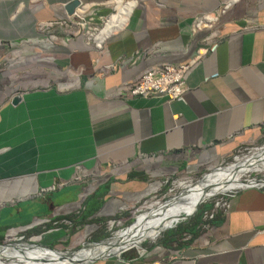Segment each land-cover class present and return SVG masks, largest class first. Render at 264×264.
Listing matches in <instances>:
<instances>
[{
  "label": "crops",
  "instance_id": "1",
  "mask_svg": "<svg viewBox=\"0 0 264 264\" xmlns=\"http://www.w3.org/2000/svg\"><path fill=\"white\" fill-rule=\"evenodd\" d=\"M69 1L0 0V244L43 231L71 250L105 239L109 220L167 179L264 137V0H240L197 32L195 19L226 0H137L101 48L42 32L40 23L69 17ZM81 1L80 17L90 2L112 5ZM215 42L182 100L130 94L144 71ZM263 184L235 192L195 241L98 264H264Z\"/></svg>",
  "mask_w": 264,
  "mask_h": 264
},
{
  "label": "bare ground",
  "instance_id": "2",
  "mask_svg": "<svg viewBox=\"0 0 264 264\" xmlns=\"http://www.w3.org/2000/svg\"><path fill=\"white\" fill-rule=\"evenodd\" d=\"M112 5L116 12L109 19H107L103 27L100 29L98 28L97 34L93 36L98 45H102L110 35L126 25V23L131 19L135 8L138 6V1L114 0ZM84 11L81 10L82 13H84ZM91 34L90 37L92 36ZM263 167L264 146L255 148L247 156L245 155L242 158L238 157L236 162L227 167H216L212 172L207 173L198 182L179 180L177 182V187L182 189L179 195H176L173 198L171 197L169 200L164 202H157L154 209L143 212L129 229L116 231L110 240V244L107 243L102 246H94L90 250L85 251L83 257L78 254L75 257L67 258V256L61 251L40 246L32 248L28 245H24L22 247L7 245L0 248V264H79L77 261L78 259L83 260L84 258L85 260L93 258V256L103 255L109 252L119 253L122 249L128 247L140 248L142 240L145 238H155L157 233L162 228L168 225H174L176 220L182 216V213L185 210L200 203L201 198H208V194L210 192L207 187L212 188V186H214L215 188H218L217 192L220 193L222 190H226L223 182L220 181L221 179L224 181H233L235 180V177H237L241 180V178L245 177L249 172ZM237 168L238 170L234 173L231 171ZM226 171L229 172L226 173ZM248 183L257 184L255 179H248L244 182L241 180L238 184V188H245L244 186ZM139 218L141 221L137 224ZM122 244L123 246H121ZM13 256L20 257L23 260L11 259L8 261L6 259L7 257Z\"/></svg>",
  "mask_w": 264,
  "mask_h": 264
},
{
  "label": "rangeland",
  "instance_id": "3",
  "mask_svg": "<svg viewBox=\"0 0 264 264\" xmlns=\"http://www.w3.org/2000/svg\"><path fill=\"white\" fill-rule=\"evenodd\" d=\"M109 1H111V0H106L103 3L107 4V2H109ZM112 2H113V0H112ZM93 5H94V2H90L89 6L87 7V9H85V11L83 13L84 14L83 18L91 13L90 16L87 17L86 21H84V22H86L84 29L87 31V35H88L87 39L93 38V36L96 35L98 32V28L100 29L101 27H103V25L106 23L107 19H109L116 12L115 8L112 5L105 7L104 9L100 8L101 10H93ZM82 10H84V9H82ZM78 20H79L78 17H73L72 21L68 22V25L61 26L59 24L60 26H58V24H56L53 27L45 28L44 31L42 30V32L45 33L49 37L48 39L52 38V37H50L52 34L57 35V33H58L62 36L65 35L68 38L75 37V39L81 38V39L85 40L86 35H85V30H83V29H82V32L77 36H75L74 34H69V32H68V30L73 31L77 27L76 22ZM92 29L95 31L92 32ZM58 30H61V31L58 32ZM90 34L92 35L91 37H90ZM262 146H264V137L262 138V140L259 141V143L252 144L251 146H247L245 148L240 149L239 151H237V153H235L230 158L224 159L222 161L210 160V161L206 162L205 165L200 167L198 170L193 171L192 173H185L184 175H181V176L179 175L175 178L172 177L170 179H167L166 183L163 184V186L160 190L153 193L151 196H149L147 199L143 200L141 203L136 204L135 208L131 212H129V214L126 217L121 218V219L120 218L115 219L116 222H113V223H112V221L114 219L109 220V223L107 222V224H106L107 225L106 231L104 233L106 235L105 237H109V236L113 235L118 230L120 231L123 229H129L131 226H133V223L136 221L137 216L140 217L143 212H146L147 210H150V209H154L157 202H164L166 200H169L171 197L173 198L174 196L179 195L182 191L181 188L177 187V182L179 180L198 182L202 177H204L207 173L212 172L216 167H218V166L227 167L230 164L236 162L238 157L242 158L245 155L247 156L248 154H250L252 152V150H254L255 148L262 147ZM237 170H238V168L235 170H231V171L234 173ZM228 172L229 171H226V173H228ZM229 175H232V174H229ZM248 179H250V180L255 179L257 184H258L257 179H264V167L263 168H257L255 170L249 172L245 177L241 178V180L243 182L248 180ZM241 180H240V178H237V177H235V180H233V181H229V180L224 181L223 179H221L220 181L223 182L226 190H222V192H220V193L217 192L218 188H215L214 186H212V188L207 187V189H209V192H210L208 194V198H206V197L201 198L202 202L195 212H194V210H195L197 205L185 210L182 213V216L178 220H176V222L172 228L169 227V228L162 229L161 231H159L157 233V236L155 238H145L144 240H142V242L140 243V247H144V246L149 247V246H155V245H159V246L163 247L164 245L161 243V241L163 239H168L167 233L170 230H176L178 228H187L188 226L190 227L193 225L197 226L196 230L198 231V233L195 236H193L192 233H188L183 229L182 231H179L180 233L176 234V237H174V240L172 243H170V246L172 249H176V248H179V245L177 242L184 243V242L190 240L191 238H192L191 241H195L196 239H198L200 237V235H204L205 231L208 229V227H210V225H212V221H211L212 219L209 217V213L214 208H217V210L220 209V208H218L220 205L219 206L216 205L217 201H220V202L223 201L224 202L230 194H234L235 192H237L238 190L235 188L239 187L238 184ZM261 182H264V180H261ZM259 184H261V183H259ZM202 208H203V211L201 212ZM189 214H190V216H187ZM215 214H218V212ZM140 221H141V219L139 218V221L137 222V224ZM43 234H44V231L42 233H40L37 237H34V238H31L28 235H22V236H24V239L21 241H23L24 243H37V244L44 242L40 245H43L45 247L51 246L52 248L55 247L57 249L61 248L62 250L72 251L71 250L72 248L68 247L67 245L65 246L64 244L63 245L59 244L58 242L61 240H59L57 238L52 240V241H49V242L46 241V238H45L46 234L45 235H43ZM94 237L98 238V236H94ZM13 238L17 239L19 237L14 236ZM175 239L178 241H176ZM11 240H15V239H11ZM6 241H8V240H6ZM91 241H96V240H93L92 238L88 240V242H91ZM121 246H123V244ZM137 249H138L137 247L130 248L131 251H136ZM6 259L8 261H10L11 259L21 260V261L23 260L20 257H14V256L13 257H7ZM101 259L102 258H100L97 261L90 263V264H98L99 263L98 261H100Z\"/></svg>",
  "mask_w": 264,
  "mask_h": 264
},
{
  "label": "built area",
  "instance_id": "4",
  "mask_svg": "<svg viewBox=\"0 0 264 264\" xmlns=\"http://www.w3.org/2000/svg\"><path fill=\"white\" fill-rule=\"evenodd\" d=\"M240 0H226L221 4L217 9L213 11H205L201 13L193 22V32H197L202 29L204 26L210 25L211 23L218 22L233 6ZM80 17L79 15L70 16L68 19L58 20L56 23L61 26L68 25V22L72 21L73 17H78L79 20L76 22L77 27L72 31L68 30L69 34H74L75 36L79 35L82 32V29L85 27L84 21L87 17ZM42 29L52 27L54 25L53 21H47L40 23ZM95 29V28H94ZM95 30L92 29V32ZM86 41L88 44H93L96 48H101L102 45H98L97 41L94 38L87 39V31L85 30ZM51 37H56L52 34ZM104 43V42H103ZM217 47V42L204 46L201 45L197 47L195 54L189 58L187 61L180 64L177 63H164L162 65L150 68L144 71L132 84L130 88V94L136 97H164L169 101L171 100H182L186 91L188 90L187 78L192 70L200 64L206 55L214 51ZM233 194H230L228 198L223 202L217 201L216 205L220 209H228L231 205L230 199ZM219 209V210H220ZM217 208H214L210 213L209 217L214 218L215 213H217ZM113 220V219H112ZM68 224H71L70 220H66ZM116 222L114 219L112 221ZM23 236L19 237L22 239Z\"/></svg>",
  "mask_w": 264,
  "mask_h": 264
},
{
  "label": "water",
  "instance_id": "5",
  "mask_svg": "<svg viewBox=\"0 0 264 264\" xmlns=\"http://www.w3.org/2000/svg\"><path fill=\"white\" fill-rule=\"evenodd\" d=\"M81 4H82L81 0H70V1L67 3V5H66V9H67V11H68L69 14H74V13L76 14V10H77V8H78ZM19 99H20V96H14L13 102H17ZM257 180H258V182L260 183L261 180H264V179H257ZM259 183H258V184H259ZM258 184L248 183V184H246V186H244V187H251V186L258 185ZM242 188H243V187H240V188H238L237 190L242 189ZM201 202H202V201H201ZM201 202L197 204V206H196L194 212L198 209V207H199V205L201 204ZM194 212H193V213H194ZM187 216H190V214L187 215ZM137 218H138V216H137ZM137 218H136V221H137ZM136 221H135V222H136ZM135 222H134V223H135ZM134 223H133V224H134ZM131 225H132V224H131ZM173 226H174V225H168V226H166V227H164V228H162V229L169 228V227L172 228ZM162 229H161V230H162ZM161 230H160V231H161ZM113 236H114V234L111 235V236H109V237H107V238H105V239H102V240H100V241H91V242L84 243L80 248L74 249V250H72V251L59 250V249H56V248H52L51 246L46 247V248H50V249H54V250L61 251L64 255L67 256V258L75 257V256L78 255V254L82 255V257H83L84 252L87 251V250H90V249H91L92 247H94V246H102V245L107 244V243L110 244V240L112 239ZM7 245H9V246H16V247H22V246H24V245H28L29 247H32V248H34V247H36V246L45 247V246L40 245V244H37V243L16 242V241L14 240V241H9V242H5V243L0 244V248H1V247H4V246H7ZM130 248H131V247H128V248L122 249L119 253H116V252H109V253H107V254L93 256V258H88V259H85V260H84V258H83V260L77 258V259H78L77 261L79 262V264H90V263H93V262L97 261V260L100 259V258H107V257H110L111 255H117L118 257H120V256H122V254H123L126 250H128V249H130Z\"/></svg>",
  "mask_w": 264,
  "mask_h": 264
},
{
  "label": "trees",
  "instance_id": "6",
  "mask_svg": "<svg viewBox=\"0 0 264 264\" xmlns=\"http://www.w3.org/2000/svg\"><path fill=\"white\" fill-rule=\"evenodd\" d=\"M203 211V208L201 209V212ZM196 228H197V226L196 225H193V226H188L187 228H178V229H176V230H170L168 233H167V238L168 239H163L162 241H161V243L162 244H164L165 246H169L170 248H171V246H170V243H172L173 242V240H174V237H176V234L177 233H180L179 231H182L183 229L186 231V232H188V233H192L193 234V236H195L197 233H198V231L196 230ZM192 239V238H191ZM176 240V239H175ZM176 241H178V240H176ZM178 243V245L179 246H181V245H183V243H180V242H177Z\"/></svg>",
  "mask_w": 264,
  "mask_h": 264
},
{
  "label": "clouds",
  "instance_id": "7",
  "mask_svg": "<svg viewBox=\"0 0 264 264\" xmlns=\"http://www.w3.org/2000/svg\"><path fill=\"white\" fill-rule=\"evenodd\" d=\"M81 2H82V1H81ZM82 4H83V2H82ZM82 4H81V5H82ZM81 5L77 8V10H76V14H75V13H74V14H69V17H70V16H73V15H75V16L78 15V14H77V11H78L79 8H81ZM90 14H91V13H90ZM90 14H88V15H90ZM88 15H87V16H88ZM69 17H68V18H69ZM68 18H65V19H68ZM61 20H63V19H61ZM54 35H55V34H54ZM56 37H57V36H56ZM52 38H53V37H52ZM106 40H107V39H106ZM86 42H87V41H86ZM103 44H104V43H103ZM92 45H93V44H92ZM263 185H264V184H263ZM211 219H213V218H211ZM21 236H22V235H21ZM21 236H18V237H21ZM11 239H15L16 242H23V241H21V240L24 239V236H23L22 239L17 238L18 240H17L16 238L11 237V238L7 239L8 241H5V242L14 241V240H11ZM5 242H2V243H5ZM2 243H1V244H2ZM61 250H62V249H61ZM128 250H129V249H128Z\"/></svg>",
  "mask_w": 264,
  "mask_h": 264
}]
</instances>
